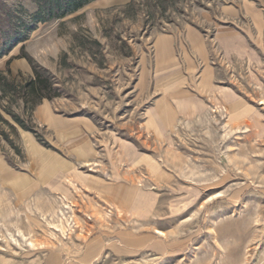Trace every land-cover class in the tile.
Returning a JSON list of instances; mask_svg holds the SVG:
<instances>
[{
  "label": "rangeland",
  "instance_id": "374dc122",
  "mask_svg": "<svg viewBox=\"0 0 264 264\" xmlns=\"http://www.w3.org/2000/svg\"><path fill=\"white\" fill-rule=\"evenodd\" d=\"M36 10L0 0V38ZM26 34L0 72L25 55L59 96L0 124V264H264V0H96Z\"/></svg>",
  "mask_w": 264,
  "mask_h": 264
},
{
  "label": "trees",
  "instance_id": "16d2710c",
  "mask_svg": "<svg viewBox=\"0 0 264 264\" xmlns=\"http://www.w3.org/2000/svg\"><path fill=\"white\" fill-rule=\"evenodd\" d=\"M37 10L31 15L32 26L26 30L32 31L37 23H42L46 19H62L84 6L96 0H33ZM15 34L7 39L0 38V59L8 55L14 47L23 43L27 39V34ZM28 61L32 76L25 81H14L10 78V70L0 72V124L10 128L13 125L5 117H9L16 125L25 131L31 129L26 125V121L16 114L11 107L14 105L21 110L24 115H28L42 100H51L58 97L55 82L50 73L37 65L31 58L22 55ZM6 138L4 133H1Z\"/></svg>",
  "mask_w": 264,
  "mask_h": 264
},
{
  "label": "crops",
  "instance_id": "0c3cea01",
  "mask_svg": "<svg viewBox=\"0 0 264 264\" xmlns=\"http://www.w3.org/2000/svg\"><path fill=\"white\" fill-rule=\"evenodd\" d=\"M0 71H2V67L0 66Z\"/></svg>",
  "mask_w": 264,
  "mask_h": 264
}]
</instances>
